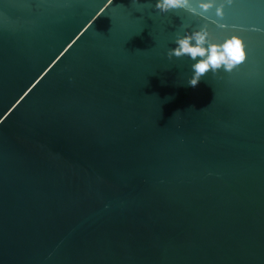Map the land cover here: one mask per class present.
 Segmentation results:
<instances>
[{"label":"water","instance_id":"water-1","mask_svg":"<svg viewBox=\"0 0 264 264\" xmlns=\"http://www.w3.org/2000/svg\"><path fill=\"white\" fill-rule=\"evenodd\" d=\"M155 2L0 0V264H264V0Z\"/></svg>","mask_w":264,"mask_h":264},{"label":"clouds","instance_id":"clouds-1","mask_svg":"<svg viewBox=\"0 0 264 264\" xmlns=\"http://www.w3.org/2000/svg\"><path fill=\"white\" fill-rule=\"evenodd\" d=\"M135 2L136 0H132V3ZM154 6L161 11L182 8L190 10L188 0H156ZM210 6V0H204V2L199 4L201 8H208ZM216 14L221 15V8L219 6L216 7ZM175 43L176 48L171 50L174 55L186 53L191 57H195L197 55H204L205 51L208 53L202 60L192 66L193 75L188 80L189 87H195L199 82V77L209 68L214 70L223 64L224 68L227 70L233 65L240 63L245 58L242 42L235 36L226 39L223 44L219 46L209 44L207 50L203 47L206 43L203 33H194L191 37H179Z\"/></svg>","mask_w":264,"mask_h":264},{"label":"snow or ice","instance_id":"snow-or-ice-1","mask_svg":"<svg viewBox=\"0 0 264 264\" xmlns=\"http://www.w3.org/2000/svg\"><path fill=\"white\" fill-rule=\"evenodd\" d=\"M0 119H2V118H0Z\"/></svg>","mask_w":264,"mask_h":264}]
</instances>
